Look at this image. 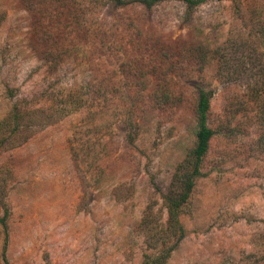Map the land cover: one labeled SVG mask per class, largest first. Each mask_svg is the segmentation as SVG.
<instances>
[{"label": "rangeland", "instance_id": "374dc122", "mask_svg": "<svg viewBox=\"0 0 264 264\" xmlns=\"http://www.w3.org/2000/svg\"><path fill=\"white\" fill-rule=\"evenodd\" d=\"M74 1L68 53L48 61L32 12L0 0V264L4 247L8 264H158L176 240L162 194L194 149L200 87L213 92V136L180 213L185 237L163 264H264V47L226 44L253 33L264 0ZM184 45L210 62L174 78L183 100L160 103L136 67L153 48ZM216 49L227 60L254 50L256 68L219 81ZM14 107L25 116L15 138Z\"/></svg>", "mask_w": 264, "mask_h": 264}, {"label": "trees", "instance_id": "16d2710c", "mask_svg": "<svg viewBox=\"0 0 264 264\" xmlns=\"http://www.w3.org/2000/svg\"><path fill=\"white\" fill-rule=\"evenodd\" d=\"M129 1V0H128ZM134 3L151 9L153 6L166 1H179L185 4L188 8H193L200 5L203 0H131ZM23 5L33 14L34 33L38 37V44L42 55L49 61L54 53H58L59 58L63 59L68 53L65 44L71 45L70 42L74 38L78 17V8L74 0H21ZM116 4L117 7H126L129 2ZM237 3V1H236ZM239 3V1H238ZM258 18L252 20V32L238 33L226 40V44L234 46L238 49L243 47L262 44L264 47V13H260ZM68 25V26H67ZM71 32H67L70 28ZM75 27V28H74ZM72 33V34H71ZM85 39H90L91 36L87 30L83 31ZM219 49L213 51L217 61L216 75L219 81L233 83L238 82L239 78L234 77L237 71L245 67L256 68L257 54L254 52L248 57H241V53L237 51L233 59H226L227 53ZM240 55V56H239ZM136 57V56H134ZM231 57V56H230ZM143 62L144 59L138 60ZM210 62L208 51L204 47L179 46L178 48H153L151 55L149 54L144 64L139 63L136 68L145 69V72L152 76L156 82V87L152 93L160 103L179 102L184 99L185 92L179 85L176 87L174 78L180 77L178 73H186L195 64L207 65ZM232 68H235L232 70ZM181 78V77H180ZM263 78H252L250 82L259 87ZM258 91V90H256ZM212 90L198 88L197 99L194 106V117L196 121L195 146L189 158L185 161L182 170L178 171L174 176V182L171 188L162 194V200L166 209V233L168 237H176V240L171 248L166 251V254L154 260V263L163 264L167 259L170 251L174 249L179 242L185 237L184 229L180 223V213L183 206L187 203L195 180L201 176V162L208 151L210 139L213 136V130L210 128L208 120L210 114V102L212 98ZM25 118L24 113L18 107H14L10 113L9 119L13 121V129L10 135L14 138L19 134L18 128L21 120ZM9 124V123H8ZM3 125V124H2ZM10 125V124H9ZM9 135V136H10ZM8 136V137H9ZM12 137L6 138V143H11ZM4 216L0 217V226L4 234L7 236V216L8 210L4 204ZM2 260L7 263L5 256V247L2 252Z\"/></svg>", "mask_w": 264, "mask_h": 264}]
</instances>
